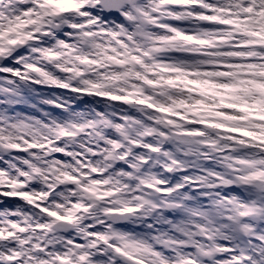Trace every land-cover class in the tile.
I'll use <instances>...</instances> for the list:
<instances>
[{
  "label": "clouds",
  "instance_id": "1",
  "mask_svg": "<svg viewBox=\"0 0 264 264\" xmlns=\"http://www.w3.org/2000/svg\"><path fill=\"white\" fill-rule=\"evenodd\" d=\"M0 264H264V0H0Z\"/></svg>",
  "mask_w": 264,
  "mask_h": 264
}]
</instances>
